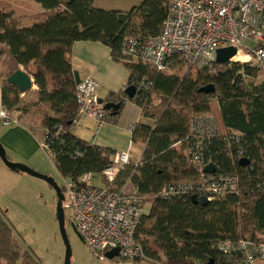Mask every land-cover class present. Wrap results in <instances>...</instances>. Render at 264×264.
<instances>
[{
	"label": "trees",
	"instance_id": "16d2710c",
	"mask_svg": "<svg viewBox=\"0 0 264 264\" xmlns=\"http://www.w3.org/2000/svg\"><path fill=\"white\" fill-rule=\"evenodd\" d=\"M32 1L40 4L44 11L32 15L31 25L14 17L10 10L4 11L7 3L0 2V44L8 48L18 70L24 67L34 79L39 88V103L48 105L55 113L56 118H45L43 126L51 129L60 124L65 130L55 143L56 148L62 150L53 161L60 175L65 179L88 171L101 173L112 153L74 137L68 117L69 113L78 111L75 93L80 79L72 66L73 46L81 41L102 43L112 50L116 61H123L129 69L127 87L142 77L154 83L149 99L138 105L142 116L155 120V125H138L133 133V141L146 143V146L140 165L131 164L122 174V180L135 171L134 184L142 194L153 195L166 183L190 177L192 172L186 167L184 158L172 146L186 138L193 115L211 111L210 98L219 94L215 117L221 133L229 136L226 143L213 141L205 151V159L213 157L223 172L238 173L242 181L239 195L228 196L205 207L193 204L190 197L155 200L136 233L147 251L151 255L162 252L167 264H193V259L205 257L225 264V260L210 249L214 242L264 235V79L246 84L248 78L259 77L257 67L215 63L218 70L215 75L191 68L183 76H170L123 58L121 43L124 37L160 33L167 14L164 0H143L129 12L97 9L94 0ZM176 66L182 65L175 60L169 67ZM209 84L216 88L213 94L200 92ZM121 93L111 92L110 97L119 98ZM20 95L15 86L7 80L3 82L5 108L9 111L23 109L17 108ZM158 97L160 101L154 103ZM121 105L122 110L125 105ZM112 117L116 120L118 115ZM72 149H80L83 157L72 160L67 154ZM240 156L249 160V165L241 166ZM122 183L119 182V186ZM0 261L39 264L30 253L20 252L14 241V229L1 210Z\"/></svg>",
	"mask_w": 264,
	"mask_h": 264
},
{
	"label": "built area",
	"instance_id": "2783aa9c",
	"mask_svg": "<svg viewBox=\"0 0 264 264\" xmlns=\"http://www.w3.org/2000/svg\"><path fill=\"white\" fill-rule=\"evenodd\" d=\"M164 1L167 14L160 33L156 36L124 37L121 43L123 58L145 64L161 73L168 71L170 64L177 60L188 70L197 68L215 75L218 72L215 67L217 51L233 47L238 50L237 55L248 53L258 71L264 73V0ZM248 41L253 43L252 47L246 45ZM234 58L229 61V66L232 61H237ZM133 85L136 87L134 98L130 99L124 92L115 98L110 97V93L104 94L93 79L80 80L75 93L78 111L68 114L72 125L79 126L84 119L99 124L115 123L110 111L104 108L106 103L143 104L154 90V83L145 77L137 79ZM218 96L215 94L210 101L213 98L217 101ZM100 99L102 104L98 103ZM16 124L17 119L4 107L0 112V126ZM137 127V124L130 126V131L135 133ZM64 131L60 124L46 131L43 149L54 160L62 152L55 143ZM227 136L221 133L209 113L193 115L186 138L172 146L184 158L192 175L182 181L164 184L153 195L140 192L132 180L135 171L118 186L121 175L132 164L128 151L111 153L101 173L88 171L65 178L64 207L72 210L75 231L90 249L94 261L108 260L106 252L119 248L118 257L126 261L167 264L164 254L151 255L136 237L141 222L149 214L147 207H151L155 200L169 201L195 195L198 198L204 196L211 203L239 195L242 181L238 173L223 172L213 157L205 159L204 155L213 141L226 143ZM67 154L74 161L84 155L80 149H72ZM239 159L242 160L241 156ZM210 164L215 166L214 173L205 172ZM96 178H100L105 185H93ZM210 249L220 255L225 264H264V238L261 235L257 238L221 239L214 242ZM209 260L208 257L197 258L193 259V264H208Z\"/></svg>",
	"mask_w": 264,
	"mask_h": 264
},
{
	"label": "rangeland",
	"instance_id": "374dc122",
	"mask_svg": "<svg viewBox=\"0 0 264 264\" xmlns=\"http://www.w3.org/2000/svg\"><path fill=\"white\" fill-rule=\"evenodd\" d=\"M0 2H4L5 4L7 3L4 11L10 10L14 17L20 18L28 25H31L33 22L32 15H36L37 13L44 11L43 7H39L37 3L29 1L28 4L27 2H20L18 0H0ZM246 45L252 47L253 43L248 41ZM245 52L247 51L245 50ZM241 54L243 55V58L240 61H232V64H250L251 66L256 67L255 62L251 57H249L248 53ZM19 69L26 72L24 67L20 66ZM17 70L18 67L11 59L8 48L3 44H0V80L2 88L3 82L7 80L9 73ZM188 72L189 70L184 66H176L172 69L169 68V70L165 71L164 74L170 76H183ZM263 79L264 73L259 72V77L257 79L253 80L248 78L246 84L251 82L257 83ZM32 80L34 79L32 78ZM33 85H35L34 81ZM37 89H39L38 86L28 91L25 95L21 94L19 96L20 103L17 108L23 109H10V113L13 118H17L19 121H22L24 126L27 124L31 129H36L40 126L42 127L45 118L51 117L52 114L55 115L51 107L46 104L39 103V94ZM159 101L160 98L158 97L154 100V103H158ZM210 106L211 111L207 113H209L216 121L214 111L217 110L218 103L214 98L211 100ZM142 122L153 124L152 126L155 125V120L149 118H144ZM82 123L84 124L83 121ZM29 131L36 136L40 143H43L44 133L42 130L36 129ZM70 131L73 134L75 133L78 137H91V132L88 131L84 125L75 127L72 126ZM143 145L145 148V143H143ZM5 150L10 161L24 164L41 174L48 175L54 178L60 187L64 186V178L60 175L53 163V158L50 157L45 149L41 148V153H39L35 158V161L39 165L37 168H33L28 164L16 161L10 156L6 148ZM142 154V146L134 145L130 155L131 162L133 164L138 163ZM20 176H25L26 179L21 181L18 186H15V183L13 182L3 184V182L0 181V210L5 214V219L14 229V241L18 245L22 254H27L25 249L31 251V253H28H30L32 259L36 262L38 261L39 264H64L66 246L57 222L56 193L53 188L43 180L22 173ZM93 185L102 187L105 184L100 180V178H96L93 180ZM150 211V207L148 206L147 212L150 213ZM65 227L72 250L71 264H155L149 261L123 262L119 257L115 260L108 259L104 262H95L93 254L77 235L73 227V212L71 209H65ZM261 237L264 238V235H261ZM162 254V252H159L157 255ZM21 261L22 260L20 259V262Z\"/></svg>",
	"mask_w": 264,
	"mask_h": 264
},
{
	"label": "crops",
	"instance_id": "0c3cea01",
	"mask_svg": "<svg viewBox=\"0 0 264 264\" xmlns=\"http://www.w3.org/2000/svg\"><path fill=\"white\" fill-rule=\"evenodd\" d=\"M18 1L36 3L32 0ZM142 1L143 0H94V7L105 11L129 12ZM37 5L42 7L38 3ZM72 66L80 80L86 78L93 79L99 84L106 95L111 92L118 93L124 91L130 77V71L125 66V63L123 61H116L112 56V50L108 46L98 42H76L72 49ZM33 88H36V86L34 85ZM3 108L2 86L0 82V112ZM51 117L54 118L55 115L52 114ZM144 118L145 117L142 116V109L138 105L130 102L120 111L115 123L108 122L99 124L94 120L84 119V124L82 123L81 126L84 125L85 128L91 132V137H78L75 133L73 134L71 131L70 132L77 139L98 148L110 150L112 153L116 151H128L131 155V150L134 145L142 146L143 152L145 148L143 143L133 141V133L130 131V126L137 124L154 127L152 126L153 124L142 122ZM17 121L18 124L16 125L9 127L0 126V143L4 145L3 147L8 150L10 156L16 161L37 168L39 165L35 161V158L41 153V148H43L46 140L47 128L44 126L35 127L36 129L42 130L44 133V141L40 143L36 136L29 131L36 129H31L27 124L24 126V123L18 119ZM72 126L75 127L74 125ZM141 159H139L136 164H139ZM53 161L55 160L53 159ZM20 175L21 173L16 174L8 169L0 159V181H2L3 184L13 182L15 186H18L21 181L26 179L25 176ZM25 250L31 253V251ZM121 261H123V259H121ZM0 264L6 263L0 261Z\"/></svg>",
	"mask_w": 264,
	"mask_h": 264
},
{
	"label": "water",
	"instance_id": "95a60500",
	"mask_svg": "<svg viewBox=\"0 0 264 264\" xmlns=\"http://www.w3.org/2000/svg\"><path fill=\"white\" fill-rule=\"evenodd\" d=\"M237 53H238V50L236 48H233V47L219 49L217 51V60L216 61L218 64H221V65L226 64L232 58L236 57ZM7 82L9 84L15 86L21 94H26L28 91L32 90V88L34 86L31 76L28 75L26 72L20 70V69L15 71L13 74H11L7 78ZM215 91H216V88L213 84H209L208 86H205V87L201 88V90H200V92L207 94V95L213 94ZM123 92L125 95H127L129 98L132 99L136 95V87L134 85L128 86ZM98 103L102 104L103 100L100 99ZM104 108L106 110L110 111L111 116H117V115H119L122 106L118 103L108 102L104 105ZM0 159L4 163V165L8 169H10L12 172L26 174V175H29L31 177L43 180L53 188V190L55 191L56 196H57V203H56L57 222L59 224L60 232L63 236L65 246H66V254H65L64 264H71L72 250H71V245H70V242H69V239L67 236V232H66V227H65V208H64L65 195H64L62 188L58 185V183L55 181L54 178H52L48 175L41 174L40 172H37V171L33 170L32 168L24 165V164L14 163V162L10 161L7 157V153H6L5 148L3 147V145L1 143H0ZM249 163L250 162L247 159H242L239 162V164L243 167H246L247 165H249ZM205 172L206 173H214L215 172V166L212 164L208 165L205 168ZM190 199L193 202V204H195V205H201L202 207L209 205L207 198L204 196L198 198L197 196L194 195ZM80 239L82 240L81 237H80ZM119 252H120L119 248L112 249L109 252H106V256L108 257V259L112 260L115 257L119 256ZM208 264H216V263H215L214 259H210Z\"/></svg>",
	"mask_w": 264,
	"mask_h": 264
},
{
	"label": "bare ground",
	"instance_id": "6f19581e",
	"mask_svg": "<svg viewBox=\"0 0 264 264\" xmlns=\"http://www.w3.org/2000/svg\"><path fill=\"white\" fill-rule=\"evenodd\" d=\"M245 57H247V56H245ZM243 58V55L240 53V54H238L233 60H241Z\"/></svg>",
	"mask_w": 264,
	"mask_h": 264
},
{
	"label": "clouds",
	"instance_id": "9594fccd",
	"mask_svg": "<svg viewBox=\"0 0 264 264\" xmlns=\"http://www.w3.org/2000/svg\"><path fill=\"white\" fill-rule=\"evenodd\" d=\"M140 163H141V161L139 162V164H134V165H135L136 167H138V166L140 165ZM127 170H128V169H127ZM127 170H126V171H127ZM121 176H122V175H121ZM131 176H132V174H131ZM132 177H133V176H132ZM126 179H127V178H126ZM126 179H125V180H126ZM132 180H133V179H132ZM123 181H124V180H122L121 177H120V181H119V182H123ZM118 186H119V185H118Z\"/></svg>",
	"mask_w": 264,
	"mask_h": 264
}]
</instances>
